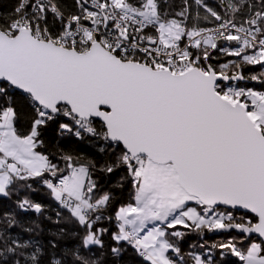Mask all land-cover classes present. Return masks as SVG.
<instances>
[{
  "label": "snow or ice",
  "instance_id": "snow-or-ice-1",
  "mask_svg": "<svg viewBox=\"0 0 264 264\" xmlns=\"http://www.w3.org/2000/svg\"><path fill=\"white\" fill-rule=\"evenodd\" d=\"M195 3L205 19L220 23L189 25L187 0L172 16L163 0H72L70 6L14 0L10 11L0 10V197L11 198L18 186L31 189L18 182L41 178L84 228L81 250L48 255L10 236L18 221L5 214L0 264H99L82 250L107 247L120 258L126 246L149 264H184L168 238H183L167 231L177 225L264 237V92L221 83L251 79L264 87V0H225L224 15L204 0ZM213 52L238 58L222 65L231 74L214 70ZM244 65L262 70L249 77ZM22 117L29 121L26 132L18 128ZM51 130L61 139L103 140L114 154L99 171L131 177L135 203L117 212L114 244L106 245L107 228L95 227L113 201L92 180L98 162L64 153L70 169L64 176L37 150ZM16 207L44 211L27 194L17 196ZM228 209L247 210L258 221ZM49 246L55 249V241ZM214 247L221 261L227 255L264 264V242L244 251L234 241ZM191 258L215 264L210 253Z\"/></svg>",
  "mask_w": 264,
  "mask_h": 264
},
{
  "label": "trees",
  "instance_id": "trees-1",
  "mask_svg": "<svg viewBox=\"0 0 264 264\" xmlns=\"http://www.w3.org/2000/svg\"><path fill=\"white\" fill-rule=\"evenodd\" d=\"M14 0H0V10L10 11ZM165 3V11L172 16L175 12L181 10L185 3V0H163ZM204 2L221 15L225 14V0H204ZM67 5L72 4V0H65ZM189 5V16L187 23L189 25H195L198 27H215L220 22L215 21L214 18L205 19L207 15L204 8L195 3V0H187ZM211 51V50H210ZM212 57L209 63L213 65L214 70L217 72L225 71L231 74L230 69H223L222 65L228 63L231 60H238L236 57H229L222 52L212 53ZM259 65H244L243 72L246 76L259 75L261 71ZM242 86L254 88L260 91H264V87L257 81L251 79L244 80ZM29 127V121L27 117H22L18 123V128L22 132H26ZM58 125L54 124L53 129H56ZM44 144L42 148L37 149L44 155H47L49 159L59 166L64 176L68 175L70 169H67L65 162L61 159L64 153L71 152L73 155L78 156L80 159L87 161L92 160L98 162L97 170L92 173V180L97 185L98 193H110L113 196L112 205L110 208L104 210L103 217L96 222L95 227L107 228L108 234L104 239L106 245L114 244L111 240L110 234L118 231V224L116 220V214L121 207H125L128 204H134V192L135 188L132 184L131 177L123 171L113 174H105L99 171V166L113 155V151L107 148L105 142L98 138H89L87 135L83 139H77L75 137L59 138L54 130L49 131L44 137ZM105 148V152H101L100 148ZM48 174H46L47 176ZM59 175V174H58ZM121 177H126L123 180ZM48 178L58 180L48 176ZM22 183L31 184V189L23 186H18L17 191L11 198L0 197V225L4 223L5 214L15 215L18 223L8 228V234L13 238L19 236L26 240H30L32 243L37 244L42 249L47 250L48 255L59 254L60 257H64L65 254L74 250H81L80 243L84 236V228L79 225L74 218L70 216L67 209H61L57 205V200L52 196L50 190L44 186L41 182V178L35 180H29L27 182H18V185ZM27 194L28 198L40 203L43 206V213L37 214L35 212H19L16 207V199L19 195L21 198ZM237 218L243 217L245 220L252 219L253 222L257 220L243 213L233 212ZM33 228L35 231L26 232L24 229ZM181 231L185 233L183 238L175 236H169V240L175 243L180 249L184 259V264H193L192 254H198L201 256H207L209 253L212 255L215 264H244L243 261L236 256H225L223 261L220 258L219 244L225 241H234L236 246L242 251L250 247L252 242L262 243L261 240L255 238L248 241L244 237H240L236 234L216 236L214 232H195L191 228L179 227L177 229L170 230ZM50 241H55L56 248L53 249L49 246ZM91 259L96 260L99 264H149L148 261L143 260L137 256L134 249L126 246V251L120 258L113 257L108 248H92L83 249ZM226 251V250H225ZM73 257L68 255L67 259L71 260Z\"/></svg>",
  "mask_w": 264,
  "mask_h": 264
},
{
  "label": "water",
  "instance_id": "water-1",
  "mask_svg": "<svg viewBox=\"0 0 264 264\" xmlns=\"http://www.w3.org/2000/svg\"><path fill=\"white\" fill-rule=\"evenodd\" d=\"M221 83L222 84H242V83H244V80H242V81H222ZM221 210H225L224 206H221ZM228 210L229 211H233V212L243 213V214H246V215H250V216L254 217L258 221V218L255 217V214L250 213L247 210H242V209L241 210H230V209H228ZM213 234L216 235V236L236 234V235H238L240 237L246 238L248 241L257 238V239L261 240L262 242H264V237H260L259 234L253 233L251 235H245V234L240 233L237 230H233L232 232H229V233L214 232Z\"/></svg>",
  "mask_w": 264,
  "mask_h": 264
},
{
  "label": "built area",
  "instance_id": "built-area-1",
  "mask_svg": "<svg viewBox=\"0 0 264 264\" xmlns=\"http://www.w3.org/2000/svg\"><path fill=\"white\" fill-rule=\"evenodd\" d=\"M216 27V26H215ZM211 28H214V27H211ZM145 31H147L148 32V34L149 35H155V32H154V30H152V29H145ZM229 84H224V86L225 87H227ZM233 87H237V88H239V87H243V88H250V87H246V86H242L241 84H231ZM251 89H253V90H255V91H260V90H257V89H254V88H251ZM262 92H264V91H262ZM242 100L244 99L243 97L241 98ZM250 103V102H249ZM49 179H51V178H49ZM53 180V182H56V183H58V180H54V179H52ZM43 184V183H42ZM44 185V184H43ZM44 186H46V185H44ZM57 205L61 208V209H65L60 203H59V201H57ZM117 224H118V222H117Z\"/></svg>",
  "mask_w": 264,
  "mask_h": 264
},
{
  "label": "rangeland",
  "instance_id": "rangeland-1",
  "mask_svg": "<svg viewBox=\"0 0 264 264\" xmlns=\"http://www.w3.org/2000/svg\"><path fill=\"white\" fill-rule=\"evenodd\" d=\"M190 206H192V207H197L195 204H194V202L193 203H191V205ZM151 226V225H150ZM179 227H182V226H180V225H177V227H176V229L177 228H179ZM170 230H173V229H167V231L169 232ZM252 243H259V242H252ZM251 246V245H250Z\"/></svg>",
  "mask_w": 264,
  "mask_h": 264
},
{
  "label": "bare ground",
  "instance_id": "bare-ground-1",
  "mask_svg": "<svg viewBox=\"0 0 264 264\" xmlns=\"http://www.w3.org/2000/svg\"><path fill=\"white\" fill-rule=\"evenodd\" d=\"M224 85V84H223Z\"/></svg>",
  "mask_w": 264,
  "mask_h": 264
}]
</instances>
